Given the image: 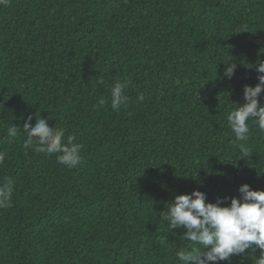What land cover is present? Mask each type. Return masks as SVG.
Wrapping results in <instances>:
<instances>
[{
	"label": "trees",
	"instance_id": "16d2710c",
	"mask_svg": "<svg viewBox=\"0 0 264 264\" xmlns=\"http://www.w3.org/2000/svg\"><path fill=\"white\" fill-rule=\"evenodd\" d=\"M261 62L264 0L0 4V187L13 182L0 264H182L176 253L191 242L167 227V203L194 190L212 203L239 197L243 184L264 190V132L249 121L238 141L227 119L259 82L248 65ZM118 80L131 81L129 101L114 111ZM36 115L63 127L65 142L76 137L80 165L25 154L23 124ZM259 254L220 264H255Z\"/></svg>",
	"mask_w": 264,
	"mask_h": 264
},
{
	"label": "clouds",
	"instance_id": "9594fccd",
	"mask_svg": "<svg viewBox=\"0 0 264 264\" xmlns=\"http://www.w3.org/2000/svg\"><path fill=\"white\" fill-rule=\"evenodd\" d=\"M8 0H0V4H7ZM224 76L231 79L235 75L236 63L228 61ZM258 73V83L255 87L245 85L244 100L242 106L228 114V122L235 138L245 141L250 133L249 121L258 125L264 132V106H261L259 97L264 93V62L256 65H248ZM105 83L103 78L96 81L97 85ZM131 83L130 80L116 81L111 86V108L119 111L122 106L127 107L129 97L124 90ZM143 102L144 96L138 97ZM105 99L98 101V106L103 107ZM95 107V106H94ZM47 119L36 115V123L32 124V117L27 118L23 129L27 133L23 147L27 154L28 149L39 153L58 154L57 162L69 169L75 168L82 162L81 143H77L76 137L67 136L65 142V129L63 127L50 126ZM7 134L16 137L18 129L12 124L7 129ZM244 154L248 150L240 145ZM3 152H0V162L4 160ZM13 182L10 180L0 187V209L11 207ZM239 197L218 198L215 203L206 202L207 193L194 190L190 194L177 195L173 202L166 204V210L162 212L163 219L169 229H184L182 235L191 243L188 251H177L176 256L182 264H220L221 261H230L234 255L245 254L252 249L255 253L259 250L255 264H264V190H252L249 184H243L239 188ZM230 199V204L223 206ZM200 245L203 248L201 251Z\"/></svg>",
	"mask_w": 264,
	"mask_h": 264
}]
</instances>
